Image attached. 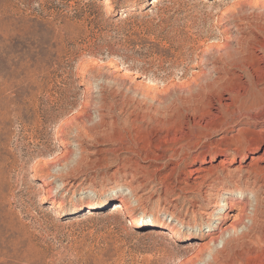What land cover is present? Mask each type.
<instances>
[{
  "label": "rangeland",
  "instance_id": "rangeland-1",
  "mask_svg": "<svg viewBox=\"0 0 264 264\" xmlns=\"http://www.w3.org/2000/svg\"><path fill=\"white\" fill-rule=\"evenodd\" d=\"M152 1L0 0V264L209 260L221 211L209 220L195 207L200 187L189 168L225 132L215 122L196 137L183 117L180 138L171 131L161 141L165 131L140 116L172 102L191 109L193 81L241 46L247 23L230 10L242 7L264 34V0ZM49 193L58 207L44 201Z\"/></svg>",
  "mask_w": 264,
  "mask_h": 264
},
{
  "label": "bare ground",
  "instance_id": "bare-ground-1",
  "mask_svg": "<svg viewBox=\"0 0 264 264\" xmlns=\"http://www.w3.org/2000/svg\"><path fill=\"white\" fill-rule=\"evenodd\" d=\"M241 8L233 7L229 13L233 19H243L248 24L249 18ZM247 24H242L238 29L240 48L218 55L209 70L212 74L209 72L203 79L193 81L194 87L190 90L189 98L194 104L191 109H183L182 105L179 107L176 102H172L163 109L157 106L146 107L140 116V119H144L145 123L148 122L160 133L165 131L164 137H157L161 141L171 138V131L174 133L173 142L180 138L174 128L183 117L187 119L185 124L191 130L197 129V132L193 131L196 137L203 130L211 129V124L215 122L225 132L217 139L206 140L207 144L193 155L201 162L189 168L191 178L200 187L195 207L201 209V215L209 220L216 210L221 211V224L214 226L216 230L210 232L205 245L208 251H205V255L209 257H206L209 259L206 264H264V34L262 27L260 30ZM253 46L260 54L255 53ZM222 92L227 95L225 101ZM108 106L100 114L102 119L107 117L109 120L104 122L105 125L113 122L110 115L112 112L108 110L112 107ZM209 107L213 109L209 110ZM205 135L204 139L211 132H205ZM39 180L46 191L50 192V178L42 175ZM55 200V196L50 193L44 196V201L58 207V204L54 206ZM120 202L123 204L125 200L121 199ZM209 206L212 207L209 209ZM119 209L120 206L114 204L110 212ZM123 212L131 217L135 225L138 224V213L132 207ZM151 225H159L162 234L169 233L159 223ZM168 236L172 238L178 234L172 231Z\"/></svg>",
  "mask_w": 264,
  "mask_h": 264
}]
</instances>
